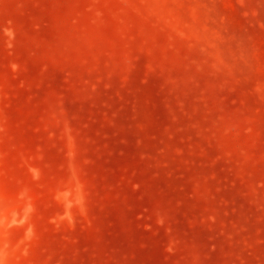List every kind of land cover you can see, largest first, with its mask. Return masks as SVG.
Segmentation results:
<instances>
[{
  "label": "rangeland",
  "instance_id": "rangeland-1",
  "mask_svg": "<svg viewBox=\"0 0 264 264\" xmlns=\"http://www.w3.org/2000/svg\"><path fill=\"white\" fill-rule=\"evenodd\" d=\"M0 264H264V0H0Z\"/></svg>",
  "mask_w": 264,
  "mask_h": 264
}]
</instances>
